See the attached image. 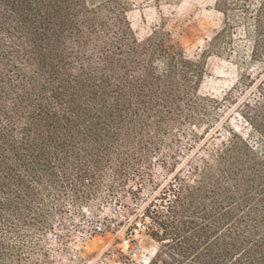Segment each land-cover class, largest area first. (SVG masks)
I'll list each match as a JSON object with an SVG mask.
<instances>
[{"label": "trees", "instance_id": "obj_1", "mask_svg": "<svg viewBox=\"0 0 264 264\" xmlns=\"http://www.w3.org/2000/svg\"><path fill=\"white\" fill-rule=\"evenodd\" d=\"M128 5L0 0V264H44L42 238L71 204L153 181L156 164L169 176L142 206L157 245L146 264H264V0H215L209 42L233 54L247 41L256 139L231 130L186 174L170 150L204 122V63L162 30L140 40Z\"/></svg>", "mask_w": 264, "mask_h": 264}, {"label": "rangeland", "instance_id": "obj_2", "mask_svg": "<svg viewBox=\"0 0 264 264\" xmlns=\"http://www.w3.org/2000/svg\"><path fill=\"white\" fill-rule=\"evenodd\" d=\"M127 1V16L140 40L155 29L162 30L183 47L190 59L205 66L199 93L205 99L202 100L205 109L200 111L204 122L186 128V134L170 150L176 159L169 161L177 164L183 161L179 167L186 174L191 164L225 141L231 130L254 141L256 134L242 112L245 102L262 94L257 84L246 86L241 75L243 67L255 80L260 74L258 69H250V65H241L239 52L249 60L250 48L239 35L233 54L210 51L211 37L223 26V15L216 10L215 0ZM194 134L200 137L195 138ZM168 176L166 169L156 164L153 181L146 178L142 185L130 181L125 189L111 196L103 186L82 205L71 204L42 238L47 252L44 264H146L157 245L148 236V227L152 225L149 218L143 217L142 206ZM140 187L143 190L137 197L127 193Z\"/></svg>", "mask_w": 264, "mask_h": 264}]
</instances>
